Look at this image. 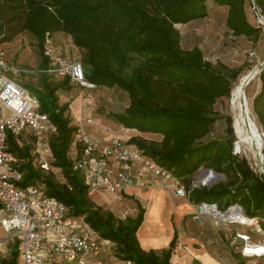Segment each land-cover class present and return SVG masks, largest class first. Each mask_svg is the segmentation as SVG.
<instances>
[{
    "label": "trees",
    "instance_id": "obj_1",
    "mask_svg": "<svg viewBox=\"0 0 264 264\" xmlns=\"http://www.w3.org/2000/svg\"><path fill=\"white\" fill-rule=\"evenodd\" d=\"M263 1L256 0V3L262 8ZM208 2L225 8V24L233 36L250 38L257 35V29L252 28L247 20L248 0H158L157 3L163 17L172 23H179L207 16ZM104 8L128 17L125 31L139 39L143 38L140 45H132L135 51L153 55L150 51L156 50L167 55L169 61L160 62L159 70H183L195 80L193 84L183 88L190 100L184 106L170 108L159 106L139 95L128 77L96 62L92 55L85 62L82 60L85 79L89 83L97 87L118 88L128 95L129 105L125 111L110 118L124 129L160 137L158 142L132 137L127 143L142 150L166 169L177 185L188 193L191 204L216 205L217 209L224 211L239 206L243 216L256 220V224L264 232V178L254 175L247 162L233 153L232 136L224 140L213 138L216 122L214 101L219 96L229 97L230 94L226 76L197 57L176 53L167 43L166 30L142 9L128 0H99L94 3L90 0L82 3L79 0H6V3L0 4V36H3L0 43L9 42L23 33L43 42L45 35L49 33V26L42 20L43 13L55 16L58 10H65L69 14V21L86 24L97 37L103 36L105 40L115 42L117 37L113 36L114 31L108 28L106 22L98 19ZM71 28H74L72 24L65 23V30L69 31ZM50 36L52 39V35ZM77 40L73 39V43L78 49L86 47ZM259 79L261 87L254 100L255 109L258 103L264 101V70ZM215 88L219 90L218 95L211 93ZM39 104L41 112L48 114L57 128V134L50 143L55 163L48 174L41 173L35 167L30 146L23 145V148H19L16 140L9 136L8 150L18 159L14 168L23 175L20 185L38 186L47 196L56 198L66 206L67 219L81 218L88 233L96 234L101 241L114 244L108 256L114 251L115 257L121 262L128 260L132 264H170L177 234L175 233L168 250L160 254L154 251L144 252L136 238V231L144 215V208L139 202L135 201L136 210L131 211V215L136 213L135 217L125 219L116 218L111 212L96 207L90 200L81 177L72 171V161L68 155L78 127L71 126L64 116L50 110L47 103L39 101ZM200 168L222 174L225 181L216 182L211 187L193 188L192 177ZM54 171L61 173L62 184L53 179ZM19 259L16 243L11 251V258L0 264H18Z\"/></svg>",
    "mask_w": 264,
    "mask_h": 264
},
{
    "label": "rangeland",
    "instance_id": "obj_2",
    "mask_svg": "<svg viewBox=\"0 0 264 264\" xmlns=\"http://www.w3.org/2000/svg\"><path fill=\"white\" fill-rule=\"evenodd\" d=\"M85 1L87 0H79L80 3ZM90 1L94 3L99 0ZM128 2L142 9L149 18L166 30L167 43L171 45L176 53L197 57L201 61L211 64L226 76L230 84V94L229 97L219 96L214 101L213 111L216 116V122L214 124L215 135L213 138L224 140L226 138L230 139L232 136L234 139L233 153L247 162L254 175L264 178V101L258 103L256 109L254 108V100L259 94L261 87L259 77L264 70V38H259L258 41H249L244 37L233 36L224 24L225 8L215 6L212 2L207 3V16L204 18L179 23H172L163 17L157 3L158 0H128ZM4 3H6V0H0V4ZM246 10L247 14L253 18V24L260 30L259 33L264 35V1L261 8L257 5L256 0H248ZM68 18H70L69 14L65 10H58L55 16L44 12L42 16L44 23L49 26V33L47 34L68 39L78 52L74 56L81 64L82 60L85 62L92 55L96 62H100L110 70L118 71L121 75L128 77L136 86L139 95L147 97L150 102L159 106L177 108L184 106L190 100L183 88L195 82L193 77L188 76V73L182 72L183 70H159L158 65L160 62L169 61L167 55H163L159 51H150L154 53L153 55L149 52L135 51L132 45H140L143 38L139 39L125 31L128 26V17L126 15L114 13L106 8L98 15V19L106 22L108 28L114 31L113 36L117 37L116 44L105 40L103 36L97 37L81 21H69ZM65 23L72 24L74 28L69 31L65 30ZM14 39L15 37L9 42L0 43V58L6 61L9 66L22 70L23 72L15 76L17 82L32 96L36 97L38 101L47 103L50 106V110L64 116L71 126H77L80 122L83 123L85 120L90 119L92 121L91 126L88 127L90 135L85 133L92 140L100 143H106L113 139L127 142L132 137H139L146 141L154 142L160 139L157 135L141 134L135 130L124 129L110 118L112 115L123 113L129 105L128 95L122 90L97 86L92 90H87L71 84L64 78L58 79L56 77H52L48 81V79H45L42 77L43 75L37 72L36 67H33L30 62L36 56L43 59L42 66H39L40 68L52 67V61L44 57L43 42L29 34H22L16 47L13 48L12 45L6 47L4 45ZM73 39H78L77 41L86 47L78 49L74 45ZM2 40L3 36L1 35L0 41ZM27 46L29 48L26 53L24 49ZM30 47L35 49L36 55ZM130 47L131 49H129ZM56 53L64 58L58 52ZM22 59L26 62L22 61ZM23 62L25 63L24 65L22 64ZM253 69L258 73L245 92L251 118L259 131L261 145L258 149L249 152L240 144L235 135L230 111V98L231 91L238 84L240 78L246 73L253 71ZM211 93L218 95L219 90L216 88L212 89ZM82 130L84 129L82 128ZM19 148H23L22 143L21 145L19 144ZM205 170L207 169L200 168L192 177V186L195 188L207 186L208 175L204 174ZM52 177L55 182L63 183L60 172L54 171ZM222 181L224 182L225 180L217 182ZM181 184L184 187L182 181ZM90 200L96 207L111 212L119 219L135 217L136 215V213L131 215L130 200H118L106 190H99L91 195ZM217 211L222 214L225 212L223 209H217ZM199 213L207 217L211 222L224 225L226 231H222L223 233L221 232L220 234L231 235L236 241L240 240L237 238L238 235L246 236L251 246L264 247V232L258 227L256 220L252 226H242L226 218L228 214L224 215V221H221L217 216L207 215L202 210ZM66 224L68 227L85 228L84 221L81 218H68ZM95 237L98 238L97 235ZM13 247L14 243L0 228V263L11 258ZM248 248L255 249L254 247ZM112 256L115 258L114 251ZM262 262L264 263V261Z\"/></svg>",
    "mask_w": 264,
    "mask_h": 264
},
{
    "label": "built area",
    "instance_id": "obj_3",
    "mask_svg": "<svg viewBox=\"0 0 264 264\" xmlns=\"http://www.w3.org/2000/svg\"><path fill=\"white\" fill-rule=\"evenodd\" d=\"M43 44L44 57L52 61V67L41 70L40 74L64 78L87 90L96 87L85 79L81 62L64 59L56 53L49 34L45 35ZM21 72L0 58V228L18 244V264H107L102 256L107 255L114 244L101 241L99 237L92 240L91 234L80 227H68V210L63 203L47 196L36 185H20L23 175L14 168L18 159L8 150V137L20 145L30 146L36 169L48 174L55 163L50 143L57 134L49 115L41 112L38 99L17 82L15 76ZM90 124L92 121L87 119L77 125L78 132L68 154L72 171L79 174L90 197L99 190H106L121 200L125 190L136 182L133 175L136 169L148 181L173 195L188 198V193L166 169L134 145L117 139L108 143L92 140L82 130L83 125ZM197 207L199 211L208 207L207 215L229 213V208L224 214L217 211L216 205L202 203ZM233 207H238L242 213L239 206ZM237 238L242 243V252L246 246L258 248L251 246L246 236ZM243 255L250 259L248 264H264L260 261L264 251Z\"/></svg>",
    "mask_w": 264,
    "mask_h": 264
},
{
    "label": "crops",
    "instance_id": "obj_4",
    "mask_svg": "<svg viewBox=\"0 0 264 264\" xmlns=\"http://www.w3.org/2000/svg\"><path fill=\"white\" fill-rule=\"evenodd\" d=\"M246 15L250 26L257 29V35L250 38L245 36L235 37H244L249 41L263 39L264 35L259 33L260 30L253 24V18L247 14V10ZM225 20L226 14L224 24ZM21 36L22 34L18 35L12 42L4 45L6 47L11 45L13 48L16 47ZM52 46L64 58L70 61H78L74 56L78 52L68 39H62L61 36L54 35L52 36ZM28 48L29 46L25 47L24 51L26 52ZM31 49L35 53V49ZM34 58L30 60L31 65L36 67L35 69L40 73L44 69L39 67L42 66L43 59L36 56ZM22 61L24 60L22 59ZM40 75H43L42 77L48 79V81L52 77L61 79L58 76ZM89 126L91 125L83 126L88 135H90ZM133 175L136 182L125 190L123 200L131 201V211L136 207L135 201L139 202L144 208L143 221L136 231L137 241L144 252L154 251L160 254L168 250L175 233L177 234V241L169 260L170 264H248L250 259L243 253L263 252L264 247L249 250L248 246L244 247L242 252L241 241H236L231 235L220 234L222 231H226L224 225L211 222L207 217L201 215L197 206L191 204L187 197L173 195L171 191L148 181L136 169L133 171ZM80 228L83 231L86 230L84 227L83 229ZM91 239H96L94 234H91ZM102 259L107 264L121 262L116 257L114 258L112 254L102 256ZM260 261H264V258H261Z\"/></svg>",
    "mask_w": 264,
    "mask_h": 264
},
{
    "label": "bare ground",
    "instance_id": "obj_5",
    "mask_svg": "<svg viewBox=\"0 0 264 264\" xmlns=\"http://www.w3.org/2000/svg\"><path fill=\"white\" fill-rule=\"evenodd\" d=\"M257 73L258 72L253 69V71L242 76L238 84L232 89L230 98V111L233 119L235 135L240 144L243 145L249 152L258 149L261 145L259 131L257 130L255 123L251 118L249 104L245 92L247 87L255 79ZM202 211L204 213H208V207L203 208ZM210 214L217 216L218 219L224 221L225 216L218 215L216 212H211ZM226 218L246 226H252L254 224V220L245 218L236 207L229 208V213ZM249 250H251V248Z\"/></svg>",
    "mask_w": 264,
    "mask_h": 264
},
{
    "label": "water",
    "instance_id": "obj_6",
    "mask_svg": "<svg viewBox=\"0 0 264 264\" xmlns=\"http://www.w3.org/2000/svg\"><path fill=\"white\" fill-rule=\"evenodd\" d=\"M204 174H207L209 177L208 184H207L208 187H211L213 184H215L219 180H225V177L222 174L216 173V172L211 171V170H205ZM197 209H199V208L197 207ZM236 223L240 224L239 222H236ZM240 225H242V224H240ZM242 226H244V225H242Z\"/></svg>",
    "mask_w": 264,
    "mask_h": 264
}]
</instances>
